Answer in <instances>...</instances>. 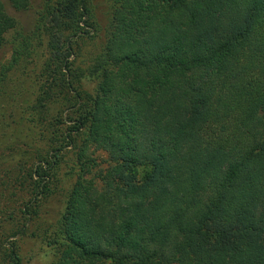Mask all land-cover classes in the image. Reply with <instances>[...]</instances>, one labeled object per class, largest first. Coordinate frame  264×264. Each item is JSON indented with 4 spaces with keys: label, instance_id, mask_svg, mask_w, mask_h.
Wrapping results in <instances>:
<instances>
[{
    "label": "trees",
    "instance_id": "obj_1",
    "mask_svg": "<svg viewBox=\"0 0 264 264\" xmlns=\"http://www.w3.org/2000/svg\"><path fill=\"white\" fill-rule=\"evenodd\" d=\"M112 1L87 68L71 59L94 30L88 0H43L35 26L49 50L41 102L73 92L79 114L31 174L38 199L60 153L77 148L80 175L49 242L54 264H264V0ZM15 27L0 0V53ZM30 41L20 34L0 81ZM86 72L92 95L74 86ZM91 145L109 156L102 188L85 179L97 167ZM7 258L22 262L13 247Z\"/></svg>",
    "mask_w": 264,
    "mask_h": 264
},
{
    "label": "rangeland",
    "instance_id": "obj_2",
    "mask_svg": "<svg viewBox=\"0 0 264 264\" xmlns=\"http://www.w3.org/2000/svg\"><path fill=\"white\" fill-rule=\"evenodd\" d=\"M3 2L15 19L16 27L6 35L0 68L12 62L21 33L31 38L33 47L30 56L22 58L0 81V264L9 263L7 255L11 247L18 252L21 264H54L56 256L49 242L55 237L67 199L80 175L75 155L77 148L64 149L60 153V169L48 181L49 191L38 199L36 181L40 179L34 177L33 180L31 174L34 164L38 165L39 160L48 155L54 156L56 149L65 146V135L75 125L79 114L73 107L75 102H68L73 92L64 93L65 102L63 95L41 102L47 88L45 70L49 50L46 38L34 35V31L43 0H31L30 7L24 11L15 10L7 0ZM88 7L89 23L94 30L83 40L75 41V56L71 59L75 68L80 69L89 67L104 45L112 20L113 1L88 0ZM96 85L86 72L82 82L74 86L92 95ZM84 139L85 136L77 138L78 144ZM88 155L96 159L97 167L85 175V179L102 188L101 175L109 168V156L93 145ZM137 175L142 177L143 169H137Z\"/></svg>",
    "mask_w": 264,
    "mask_h": 264
}]
</instances>
